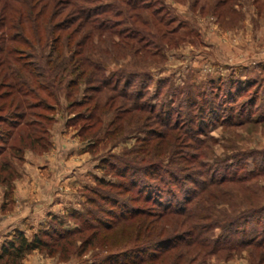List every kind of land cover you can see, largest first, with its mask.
I'll return each instance as SVG.
<instances>
[{"label": "rangeland", "instance_id": "1", "mask_svg": "<svg viewBox=\"0 0 264 264\" xmlns=\"http://www.w3.org/2000/svg\"><path fill=\"white\" fill-rule=\"evenodd\" d=\"M148 1L154 2L149 12L168 22L167 38L146 12L141 19L148 26H135L147 36L130 29L124 16L100 19L124 28L121 37L78 19L68 0H0V264H18L3 252L20 233L30 241L48 235L41 234L46 246L19 264H133L167 240L192 238L182 217H162L159 206L140 199L114 158L150 169L171 160L167 170L185 181L175 191L180 200L185 190L198 192V182L229 176L193 203L211 226L202 234L222 249L187 264H264V0ZM63 24L70 27L60 30ZM22 75L36 90L26 98L16 93ZM103 77L118 81L120 90L130 81L124 92L144 94L157 117L132 111L130 101L103 89ZM45 87L53 99L39 91ZM169 119L190 121L194 139L182 124L166 133L160 122ZM25 124L50 145L27 148L20 159L10 147L25 144ZM163 176L149 182L162 185ZM123 205L144 214L115 222ZM232 223L241 231L229 239ZM249 240L263 245L247 246ZM193 248L182 245L143 264H184L202 250Z\"/></svg>", "mask_w": 264, "mask_h": 264}, {"label": "trees", "instance_id": "2", "mask_svg": "<svg viewBox=\"0 0 264 264\" xmlns=\"http://www.w3.org/2000/svg\"><path fill=\"white\" fill-rule=\"evenodd\" d=\"M69 2H67L69 5L74 6V10L75 8H77L75 10L76 15L78 17V19H80L81 21H83L84 23L88 24V25H92L96 31H101V32H111L114 33L118 36L124 35V33L126 32L124 30V28H122L123 30L118 31L116 30L117 27L116 25H109L107 19V22H102L101 23V18H103L104 15H108V14H113L114 17H126L124 18V23L128 24V26L130 27V29H132L133 31H136V33L141 34L143 36H147L145 32L146 29H141L136 27L135 23H143V26H148L149 21H142V16L143 13H150L149 15L150 17V22L152 23V25L156 28H158V31L161 32L163 34L164 37L167 38L168 36V32L166 30H163L166 28L168 22H164L166 20H164V18H162L160 15V12H157V10L154 12H149L151 10V4L154 2H149L148 0H117L118 3L120 5H123L125 7V10L122 9V7H120V5H118L117 3L114 4V6L112 4L110 5H105V6H98L95 8H86L85 6H82L84 3V5H87V3H90V0H68ZM95 2L98 0H94ZM156 2V1H155ZM92 7V6H91ZM118 8V10L116 9ZM67 23H71L70 20ZM115 26V27H114ZM63 27L65 28H59L60 30H67L68 27H70V25L68 24H63ZM163 28V29H162ZM71 40V39H70ZM171 42V39H170ZM84 45L83 43L78 44V48L81 49L83 48ZM78 53V54H77ZM73 59H75V57L77 55H80L81 52H77ZM82 64H84V61H81ZM92 67V65H90ZM96 67V66H95ZM97 71H103L100 70V67L97 66L96 67ZM27 72V71H26ZM21 73V72H20ZM31 74L32 77L33 76V71L29 70V72ZM20 75V74H19ZM119 79V76L116 75ZM122 79V78H121ZM18 81H20V85L22 86L21 90H17L16 93L17 94H23V97H29L31 95L34 94V91H36L25 79L24 76H19L18 77ZM103 85V89H111L112 91H114L118 97H121L122 99H127V101L131 102V110L134 112H140V113H144L147 112L148 114H150L151 116H153L154 118L157 117L156 115V108L152 105H149V103L142 102L143 98L145 97L144 94L138 93V94H131L130 92H124L126 90H124V88L130 89L131 82L125 80V84L124 87L120 90V83L118 81H114L110 78H100V82ZM42 85H45L44 83H42ZM44 88H40L39 91H45L46 96L48 99H53L52 93L50 91H48L47 87ZM52 89H54V86H51ZM22 89H24L25 91H23ZM15 90L14 88H11V90H9V92H7L5 94V97L10 99L13 97ZM55 100V99H54ZM16 101V99H13L12 103H10L11 105H14V102ZM40 103V102H39ZM43 102L40 103V105H42ZM46 108H49L48 110H52L53 111V107L52 105H50L49 107H47V105H45ZM28 109H32V106L29 105L27 106ZM18 118L24 119L27 114L26 112L23 113H18L17 114ZM179 119V118H178ZM184 123H181L182 125H186V130L184 133V135H186L188 138L190 139H194L193 136V132L192 129L190 127H188V123L190 121H187L186 119L184 120ZM161 127L164 128V130H167L166 133H168L169 131H172L173 129H180V123H173L171 119H169L167 122H160ZM36 128L38 129V125H35ZM25 127H27V129L25 130L26 132V140H25V144L19 148H13V146L10 147L11 151L17 152L20 154V159L23 158L24 152L26 151L27 148L34 150L35 151V147H40L42 150L49 148L50 142L48 141V139H46L44 135L42 136H36L37 135V130H30L29 127H31V125L29 124H25ZM22 155V156H21ZM114 160L117 162L116 165H120L123 169V171L121 172L122 177L125 176H129L128 179L130 180V185L131 188H136L137 192L139 193V196L141 197L140 199L143 201H146L147 203H153L154 206H159L162 213L161 216L162 217H167L169 215H175L178 217H182L183 218V222H185L186 225H189L191 227L190 230H188V232H192V234H190V236L192 235V238H189L188 240L185 239L183 240V238L181 237H175L173 240H167L165 241V244L163 246V248H157L154 249L155 252H151V254L149 255H142L139 259L132 261L131 263L133 264H143L146 263L147 261L150 262H154L155 260H153V258H158L159 255H161L162 252H164V254H168L171 252H174L177 248H179L180 246L184 245L185 247H194L192 251L195 252L196 248L195 247H199L202 250L196 252L194 254V256L190 257L191 261H185L184 264H187L188 262H192L194 260H196L197 258L199 259L203 254L207 255V254H211V253H216V251H218L219 249H222L221 245L216 242L214 244V241H210V239L206 236H204V234H202L203 232L210 231V224H203L206 220V218H204L198 209L197 205H193V203L195 202L196 199H198L201 195V193L203 191H205L209 186L214 185L216 183H222L221 181H226L228 180L230 177H223V178H215L214 176L209 178L208 181L205 182H198V188L201 187L200 190H198V192L195 191H191L189 192L188 190H185V196L182 200L178 199L177 197L178 194H175V191H177V189H179V187H181L182 189V185L185 182L184 181V177L180 176L178 172H174V171H169L167 170V166L171 165L172 161L168 160V161H163L165 162V165H163V162L159 163L157 165V163L155 165H153V169L151 168H147V167H143L140 163L139 164H135L132 160L129 159H122L120 160L119 158H114ZM189 161V160H187ZM142 162V161H141ZM6 168L10 167V164H6L5 165ZM165 166V167H164ZM115 169V168H114ZM13 173V172H12ZM129 173V174H128ZM162 173H164V175H168L169 179L166 180V178H164L165 176H163L162 178V185H155L149 182L150 179H155L157 176H160V174L162 175ZM128 174V175H127ZM101 185L107 184L108 182H106L104 179H98L97 180ZM175 182V183H174ZM183 182V183H182ZM197 183V182H196ZM164 185V186H163ZM129 186H126V188H128ZM129 190V188H128ZM172 197V198H171ZM119 201L116 200V203H118ZM118 206V204L116 205ZM144 214V212H142V210L140 209H130L129 207L126 206H122V212L119 215V218L116 217V221L115 222H123L126 223L132 219H135L136 217ZM114 218V217H113ZM239 223V222H238ZM257 224V223H256ZM114 225V224H113ZM233 223L231 224V226L227 229V238L231 239V237L236 234L238 235L240 233L241 230H235L233 228ZM46 231V230H45ZM44 231V232H45ZM73 232V231H72ZM245 233V232H243ZM47 236L48 233H38L34 236L33 240L30 241L25 234L20 233L18 234V237L13 241L10 242L8 244V247H6L4 249L3 255L7 256L9 259H13L12 261L16 262L18 261V264L23 261V259L31 254L32 252L36 251V250H40L43 249V247L46 246V243L43 241V236ZM47 234V235H46ZM194 234H197L196 237H194ZM258 238H259V234L256 232L255 233ZM67 235V234H66ZM244 236V234L242 235ZM261 240V238H260ZM258 240V241H252L249 240L250 242H248V244H246L247 246L249 245H255L257 247H260L263 245V243ZM91 243V240L88 239L86 240L85 244L89 245ZM84 245V244H83ZM240 245H238L239 247ZM208 251H207V249ZM204 249V250H203ZM210 249V250H209ZM187 254L184 255V257H186ZM1 259V256H0ZM187 260V259H186ZM107 264H113L112 262L110 263L109 261L106 262ZM118 264V263H115ZM169 264H178L177 261L171 262ZM200 264H205V262H200Z\"/></svg>", "mask_w": 264, "mask_h": 264}, {"label": "crops", "instance_id": "3", "mask_svg": "<svg viewBox=\"0 0 264 264\" xmlns=\"http://www.w3.org/2000/svg\"><path fill=\"white\" fill-rule=\"evenodd\" d=\"M6 218V217H5ZM4 219H2V217L0 218V221H3Z\"/></svg>", "mask_w": 264, "mask_h": 264}]
</instances>
